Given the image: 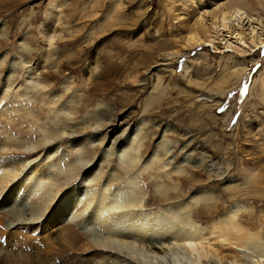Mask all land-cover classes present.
<instances>
[{
	"label": "rangeland",
	"instance_id": "1",
	"mask_svg": "<svg viewBox=\"0 0 264 264\" xmlns=\"http://www.w3.org/2000/svg\"><path fill=\"white\" fill-rule=\"evenodd\" d=\"M203 1L206 15L202 19L209 24L233 0ZM200 4L197 0H0V62L7 57L0 63V88L7 71L11 69L12 73V62H18L15 75L10 77L12 87L0 100V138L13 135L15 140H21L22 147H18L21 149L28 148L25 143L44 139L38 125L45 122L53 129L48 118L53 117L54 108L63 102L59 109L68 107L72 111L71 119L62 123L67 118L63 114L60 124H56V131H63L65 137L58 142L67 150L65 153L61 150L63 156L80 158L86 168L91 165L94 169H103L102 178L95 175V179L99 177L98 182L80 184L79 188L83 187L89 196L101 191L100 185L109 171H118L121 175L114 182L116 186L124 184L131 175L136 174L138 178L141 175L139 181L146 197L151 196L149 206L175 216L171 208L178 203L159 202L158 185L177 183L189 192L212 189L219 198L228 197L222 192L225 186L238 185L240 192L235 196L246 207L241 208L240 214L247 216L252 212L255 219L259 218L254 220L260 225L258 230L264 232V45L251 47V39L264 37V0H247L246 12L231 19L227 28L219 26L210 43L179 49L190 25L197 26L195 21L202 14ZM21 57L29 66H24V61L19 63ZM58 97L59 101L53 105ZM48 103L52 108L46 106ZM7 108L9 117L1 113ZM97 108L104 114L94 122L90 117ZM26 111L35 116H27ZM86 122L100 123L103 128L93 131ZM72 130L81 136L80 146L85 148L81 153L79 148H69L67 136ZM138 133L139 160L124 174L120 166H124V159L131 164V153L127 151L124 157L123 147H119ZM92 139H96L94 146ZM0 151L1 159L12 153L7 148ZM154 151L158 159L152 160ZM14 153L12 156L18 158L11 169L13 165L18 166L20 157L33 169L45 154L28 160L25 153L20 157ZM45 157L41 165L54 158L45 160ZM180 168L186 171L183 175L174 171ZM251 171L258 177L254 179ZM16 172L17 178L25 173L20 169ZM11 185V180L2 183L0 179V205L5 206L0 211L6 218L3 212L16 206L17 211L25 212L18 220L20 223L14 221L19 223L16 227L23 223L29 227L24 230L26 238L15 241L18 244L8 245L5 236L0 239V243L4 242L0 247L7 249L15 245L22 251L16 257L17 263L13 259L8 264H35V250L40 246L56 249V261H61L60 256L66 250L61 237H51L54 241L48 238L49 244L48 239L42 243L41 233L33 234L39 233L50 219L76 224L84 233H92L87 235L90 243L96 248L100 246L101 235L105 237L106 232L96 226H92L93 231L88 229L83 218L88 210L55 214L54 218L51 216L53 203L33 214L40 198L23 190L17 197L9 196ZM124 188L121 194L126 199L130 197L128 184ZM181 193L185 195L183 202L187 201L190 195ZM232 204L226 207L222 220L239 203ZM174 216L173 224L181 225V220ZM43 235L49 234L43 232ZM158 239V236L149 238L148 245L138 243L139 255L133 250L108 246L111 239L103 240L107 244L102 250L107 256L120 252L118 264L179 263L174 261L175 253L163 256L151 251L153 245H160ZM223 248L237 251L242 259L221 262L215 258V264L258 263L257 253L250 248L232 245Z\"/></svg>",
	"mask_w": 264,
	"mask_h": 264
},
{
	"label": "bare ground",
	"instance_id": "2",
	"mask_svg": "<svg viewBox=\"0 0 264 264\" xmlns=\"http://www.w3.org/2000/svg\"><path fill=\"white\" fill-rule=\"evenodd\" d=\"M197 1L201 2L200 9H202V14L195 21V24L197 26H195L194 24L190 25V29L185 35L184 40L181 44V48L179 49H192L199 45L206 44L207 42L210 43L209 41H212V39L216 37L215 31L219 26L227 28L228 22L231 19L236 17L241 12H246L247 9L245 4L247 0H233L231 3H228V7L221 10L215 16V19L212 22H210L209 24H205L202 18L206 15V4L203 0ZM239 32L242 39V33L240 29ZM263 45L264 37L251 39L252 48H257ZM27 52L31 53L30 51ZM6 60L7 57L3 58L1 62L4 63ZM23 61L24 59L21 57V62L19 63H22ZM16 64H18V62L17 60H14L11 66L12 73L10 72L11 69L6 73V80L5 82H3V86L0 88V100L2 98V94H6V92L10 90V87H12V80H10V77L11 74L14 76L15 72L17 71V68H15ZM23 64L26 67L29 66V64L26 65L27 62ZM59 70L61 71V68ZM41 82L40 84L42 85L43 82ZM28 93L29 91L27 92V94ZM20 95L23 96L24 94ZM59 99L60 98L58 97L52 104H56ZM34 102L37 101L34 100ZM42 105L44 107L45 103H43ZM61 105H63V102L60 105H57L56 108H54L53 117L48 118L50 122L53 123H51L53 129L47 125L48 123L46 124L44 122V124H39L38 130L44 133V139L25 143L29 145L28 148H18L19 146H21L19 144H21L22 142L20 139L15 140L12 137L13 135H8L4 139L0 138V149L7 148L12 150V153L10 155H5V157L2 159L0 158V179L2 180V183L8 182L9 180L12 181V190L10 191L9 196L17 197V195L20 193V190H23L24 193L28 192V194H32L33 196H38L40 198L38 207L35 210H32L33 214H37L42 210L44 211L46 209L45 207L48 206V204L52 205L53 203L55 204V207L53 208L51 216H54L55 214H65L68 212L73 213V211H77L80 209L88 210V213L86 215L83 214L84 224H87L90 227L88 229L92 231V226H96L97 229H100L99 231H105L106 235L105 237L101 235V237L103 238H101L102 240L100 241V246L96 248L87 240V235H92V233H84L76 224H72L67 221H54V219L47 220L44 224V227L40 229V232L33 234L38 235L41 233L42 235L40 237L42 239V243L43 239L47 240L51 237H61L66 244V250L65 252H63V255L60 256L61 261L57 262L56 260L58 259V257L55 256L56 249H54L53 247L41 249V246L39 248L38 244V248L37 250H35L37 252V255H35L34 257L35 261L38 260L39 262L36 263L35 261H33L35 264H118V261L116 260L120 257V252H115L110 256H107V254L104 253L105 251L102 250V246H105L107 244L105 243V241L107 242V240L103 241L104 239H111V244H108V246L114 249H118V247L121 249L125 248V250L127 251L133 250L134 253L139 255L141 254V248L140 246H138V243L144 245L149 238L152 239L154 238V236H158L160 238L157 240V243L160 245H153V247H151L153 250H149L155 252V254H163V256H166L171 252L173 254L175 253L177 257L174 261H179V263L175 264H215V258H219L221 262L228 259H231L234 262L240 261L242 258L237 251H234L233 249H225L227 251L226 252L224 250L223 247L230 245L237 247H246L254 250V252L258 255L257 262L259 264H264V232L258 230L260 225L259 223L257 224L256 222H254V220L259 221V218L255 219V215L252 214V212L248 214L249 216H245L246 214H240L241 208L243 209L246 207L244 205L242 206V204L235 196L236 193L240 192L238 185L225 186L223 188L222 192L227 193V198H219L215 196L212 189L189 192V190L184 191L183 189H181L179 185H177V183L172 186H166L163 184L158 185L156 188V195L157 197H160L159 202L168 201L170 203L177 202L179 204H177L176 207L171 208V213L175 214V216L179 220H181V225L179 223L178 225L173 224L174 215H170L164 211H161V209L155 208L157 209L155 210L151 208V206H149L151 205V203L149 204V199L151 196L149 198L146 197V191L139 181L141 175L139 176L140 178L136 177V174L131 175L132 177L127 179L124 184L120 183L118 184V186H116V183L114 182H118L121 175L117 170V172L109 171L110 173L107 179H104V182H102V184L100 185V187H102L100 192L96 193L95 195L90 194L91 196H89L88 191L83 190V187L82 189H80V184L87 185V183L91 184L92 182H98L99 177L95 179V175H98L102 178L103 169H94L93 166L91 167V165L86 168V164L82 163V160L80 158H66L65 154L63 156V153H65V151L67 150H63V144L58 142H61L62 139H65V137L63 131L57 132L56 130L58 129L57 125L62 121L61 116L63 114L66 115L67 118H65V121L63 120L62 123L66 122L67 120L71 119L72 111L69 110L68 107L59 109ZM46 106H48L49 109L52 108L51 104L49 103ZM43 107L41 106L42 109ZM26 112L27 116H35V113H31L30 111ZM1 113L3 115L7 114V116H10L8 108L2 110ZM102 113L101 110L97 108L90 117L91 121L94 120V122H97V120H101L103 118ZM37 114L38 116L41 115L39 113ZM13 119L14 117L11 120ZM101 127L102 126L100 125V123L89 124V129H93V131L95 129L96 131H99ZM19 129L22 130L23 128ZM72 132L73 130L71 131L70 135L68 134L69 136H67L69 148H79V153H81L83 149H85L83 148V146H80L81 142L79 138L81 136H78V133ZM35 134L36 132L34 133V135ZM138 136H140V133L132 137L131 140H126L125 142L121 143V146L119 147L120 149L121 147H123L124 157H126L127 151L131 153L129 158L131 164H128L124 159V161H122L124 166H120L121 169L124 170V174L128 173L129 168H133L137 163L138 153L141 145V140L138 138ZM95 140L96 139L90 140L93 146ZM24 146L25 145H23V147ZM61 150L63 153L61 152ZM13 152L18 153L19 157L22 153H25L28 160L33 157H40L43 153L45 154L41 156L40 160L38 161L39 164L37 163L36 166L33 167V169L29 167L30 165L26 160L23 159V157H20L18 159V166L15 167L13 165L14 168L11 169L12 164L17 162L16 158H18L14 157L15 155L12 156ZM107 152H109V150ZM57 153L60 154L58 155ZM44 156H46L45 160L51 157L54 158L50 163L41 165V163L44 161ZM157 156L158 153L154 151L153 155L151 156L152 160L158 159ZM64 158L65 162H63ZM16 168L18 170L20 169V171H25L21 178H17L19 175L16 172ZM53 168L57 169L55 170ZM145 170L146 167L141 169L142 172H144ZM174 171L178 175H183L184 172H186L185 169L181 168ZM250 174L255 175V171H251ZM129 176L130 174H128V177ZM252 177L257 178L258 175ZM261 178H263V175ZM189 179L190 178H188V180ZM49 183L50 186L47 187V184ZM127 184L130 190V197L124 199L121 193L126 190L124 187ZM181 192H186V194L190 195L189 199L187 198V201L183 202L182 198L185 197V195ZM85 194L87 196H85ZM7 197L8 196H6L5 198L7 199ZM232 203L239 204H236L238 205L237 208L233 209L230 215L226 216V218L222 220L221 217L226 214L228 209H226V207H228L230 204L233 205ZM3 207L1 206L0 208ZM3 214L6 216V218L2 215L1 212L0 239L4 238L3 236H5L9 240L8 245H13L15 241H19L21 238H26V233L24 230L28 229L29 225H25L26 223L21 222L24 225L16 227L20 223L19 221L21 216H25V212L17 211L15 206L12 207L11 210L8 209L4 211ZM14 221H18L19 223L15 224ZM10 222H13L15 225ZM243 225H245L246 227L244 228ZM43 232H47L49 235L45 237V235H43ZM48 240L49 244H51V240ZM52 240L54 241V239ZM2 243H0L1 246ZM16 243L18 244V242H15L14 244ZM166 243L169 244V247L164 246ZM16 248L15 245L7 249L0 247V264H8L9 261L11 262V260L13 259H15L17 263L16 257L19 256L18 254H20L22 251L17 248L19 251L18 252L17 250H15ZM124 252L127 253L126 251ZM171 256L175 255L171 254ZM188 256L190 259H187ZM150 264L152 263L150 262Z\"/></svg>",
	"mask_w": 264,
	"mask_h": 264
}]
</instances>
